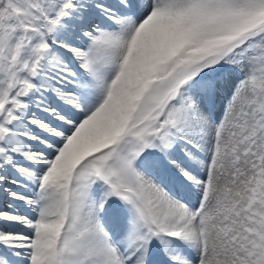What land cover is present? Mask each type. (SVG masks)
<instances>
[{
    "label": "snow or ice",
    "instance_id": "snow-or-ice-1",
    "mask_svg": "<svg viewBox=\"0 0 264 264\" xmlns=\"http://www.w3.org/2000/svg\"><path fill=\"white\" fill-rule=\"evenodd\" d=\"M0 264H264V0H0Z\"/></svg>",
    "mask_w": 264,
    "mask_h": 264
}]
</instances>
